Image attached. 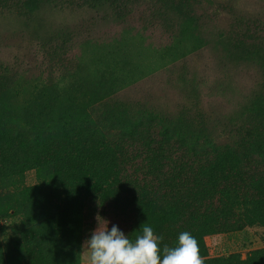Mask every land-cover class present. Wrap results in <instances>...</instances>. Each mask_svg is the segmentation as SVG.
Instances as JSON below:
<instances>
[{"label": "rangeland", "instance_id": "obj_1", "mask_svg": "<svg viewBox=\"0 0 264 264\" xmlns=\"http://www.w3.org/2000/svg\"><path fill=\"white\" fill-rule=\"evenodd\" d=\"M111 120L127 132L154 121L201 155L150 154L138 175L146 156L129 145L128 173L157 191L135 218L98 198L93 183L112 174L91 145L78 150L83 181L8 150L0 264H86L98 216L130 239L147 222L161 247L188 231L205 264H264V0H0V135L40 144Z\"/></svg>", "mask_w": 264, "mask_h": 264}, {"label": "trees", "instance_id": "obj_2", "mask_svg": "<svg viewBox=\"0 0 264 264\" xmlns=\"http://www.w3.org/2000/svg\"><path fill=\"white\" fill-rule=\"evenodd\" d=\"M110 123L112 125L111 130L69 127L62 136L48 139L40 144H34L28 138L13 131L5 132L0 135V156L3 157V162H8L4 155L10 149L19 148L32 151L43 158L48 165L50 164V170L56 175L60 174L63 168L73 166L75 172L73 178L83 181L86 171L83 169L81 160L78 159L77 155L79 147L89 144L91 145L89 154H92V157L105 160L112 174L106 186L101 184L100 180H96L93 183L95 188H97L98 198L107 204H111L113 209L118 211L125 210L129 216L139 218L144 215L141 210L145 205L151 206L155 203V197L153 196L157 194V191L150 189L144 179L134 178L133 175L128 173L127 168L133 162V159L130 160L128 158L126 148L136 143L146 156L144 165L137 163L134 168V174L138 175L139 171L151 174L150 154L157 156V159L165 160L166 156L172 158H177L178 156L190 157L201 155V153L196 150H190L186 143L175 142L171 135L162 133L157 127V123L151 120L141 122L129 132H127L128 130L117 128L112 120ZM159 145H162L164 150L156 153L155 149ZM214 147V145H210L211 150L202 154L206 156L217 154L218 148ZM2 165L3 163L1 162L0 168ZM242 171L240 172L242 173ZM145 175L146 173H143V176ZM249 177L252 178L250 175ZM250 185L252 186V182ZM164 203L168 204L166 198L159 200V204ZM172 204L180 206L181 202L174 200ZM235 204H239L238 199L235 200L233 206ZM229 212L234 213L236 211L232 207L231 210L227 211V214ZM8 213L9 208L0 211V219H4V217L8 216Z\"/></svg>", "mask_w": 264, "mask_h": 264}, {"label": "clouds", "instance_id": "obj_3", "mask_svg": "<svg viewBox=\"0 0 264 264\" xmlns=\"http://www.w3.org/2000/svg\"><path fill=\"white\" fill-rule=\"evenodd\" d=\"M96 219L97 227L82 246L86 264H205L197 239L188 231L181 232L172 246L161 247L162 237L147 222L130 239L117 225L109 229L108 221Z\"/></svg>", "mask_w": 264, "mask_h": 264}]
</instances>
